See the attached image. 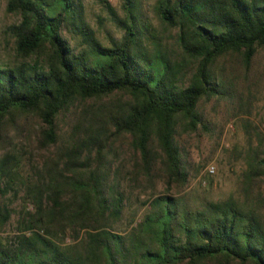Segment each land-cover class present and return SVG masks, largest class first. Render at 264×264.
Segmentation results:
<instances>
[{
	"label": "trees",
	"instance_id": "1",
	"mask_svg": "<svg viewBox=\"0 0 264 264\" xmlns=\"http://www.w3.org/2000/svg\"><path fill=\"white\" fill-rule=\"evenodd\" d=\"M106 8L122 30L108 45L81 0H7L18 21L6 28L13 59L0 63V264H264L260 145L245 156L242 199L190 208L154 195L138 221L116 226L133 183L154 186L155 166L167 188L188 182L180 134L206 128L204 102L237 99L220 62L230 56L248 73L264 51V0H156L160 22L175 29L173 51L133 0L124 16ZM77 101L86 106L62 134ZM123 139L134 160L122 176L113 155Z\"/></svg>",
	"mask_w": 264,
	"mask_h": 264
},
{
	"label": "rangeland",
	"instance_id": "2",
	"mask_svg": "<svg viewBox=\"0 0 264 264\" xmlns=\"http://www.w3.org/2000/svg\"><path fill=\"white\" fill-rule=\"evenodd\" d=\"M126 0H81L85 20L95 30L99 40L110 44V38L119 39L122 30L111 21L106 4L114 8L119 16H124L123 4ZM137 9L141 12L142 20H147L152 28L159 31L161 42L168 51L175 50V29L166 28L154 12L156 0H133ZM7 0H0V63L13 59V40L7 33V26L18 21V16L6 11ZM66 37L68 33L64 32ZM74 44V39H70ZM220 67L224 75L232 76L237 85L238 97L229 103L214 99L201 104L206 128H199L193 133L182 132L180 140L182 152L187 159V168L190 172L188 182L184 186L172 185L167 188L165 178L154 169V186L150 187L140 179L141 185H134L132 194L128 195L127 204L120 221L116 222L119 230L138 221L146 208L143 201L154 195L172 194L181 196L188 207L199 208L210 201H220L227 198L242 199L246 182L243 173L246 169V155L253 148L264 151V51L253 59L249 72L237 59L223 58ZM83 101L75 102L66 118L58 122V128L62 134L66 133L69 119L74 114L80 113L85 108ZM231 109L236 115L231 116ZM31 123L37 126V120ZM25 133V132H24ZM30 135L21 137L20 145L28 146ZM113 155V168H118L121 175H125L133 162V152L126 139L121 143H115ZM27 149V147H26ZM213 165L215 172L212 175L205 174V167ZM129 177V176H128ZM205 179V184L201 183ZM128 184L127 178L123 179V185ZM130 185H132L130 183ZM127 189V187H126ZM16 213L13 214L4 231L10 233L15 226L16 214L21 209L20 197L13 199L11 203ZM28 209L31 208L26 203ZM133 220V221H132ZM65 243L70 242V236H66Z\"/></svg>",
	"mask_w": 264,
	"mask_h": 264
},
{
	"label": "built area",
	"instance_id": "3",
	"mask_svg": "<svg viewBox=\"0 0 264 264\" xmlns=\"http://www.w3.org/2000/svg\"><path fill=\"white\" fill-rule=\"evenodd\" d=\"M215 172V167L213 166V165H207L206 167H205V174H207V175H212L213 173ZM201 183L204 185L206 182H205V179L203 178L202 180H201Z\"/></svg>",
	"mask_w": 264,
	"mask_h": 264
}]
</instances>
